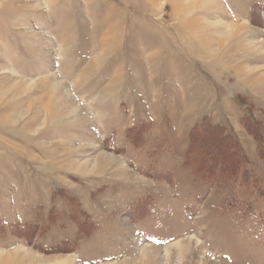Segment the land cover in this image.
Masks as SVG:
<instances>
[{"label":"rangeland","instance_id":"obj_1","mask_svg":"<svg viewBox=\"0 0 264 264\" xmlns=\"http://www.w3.org/2000/svg\"><path fill=\"white\" fill-rule=\"evenodd\" d=\"M0 264H264V0H0Z\"/></svg>","mask_w":264,"mask_h":264},{"label":"bare ground","instance_id":"obj_2","mask_svg":"<svg viewBox=\"0 0 264 264\" xmlns=\"http://www.w3.org/2000/svg\"><path fill=\"white\" fill-rule=\"evenodd\" d=\"M143 259H145V258H143Z\"/></svg>","mask_w":264,"mask_h":264}]
</instances>
